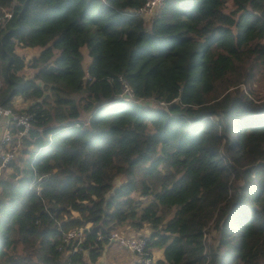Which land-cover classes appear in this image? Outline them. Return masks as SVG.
<instances>
[{
    "label": "trees",
    "instance_id": "16d2710c",
    "mask_svg": "<svg viewBox=\"0 0 264 264\" xmlns=\"http://www.w3.org/2000/svg\"><path fill=\"white\" fill-rule=\"evenodd\" d=\"M144 2L0 0V104L31 101L33 146L0 180V264L94 263L127 222L155 264H264V100L240 88L264 0H165L150 24Z\"/></svg>",
    "mask_w": 264,
    "mask_h": 264
},
{
    "label": "built area",
    "instance_id": "2783aa9c",
    "mask_svg": "<svg viewBox=\"0 0 264 264\" xmlns=\"http://www.w3.org/2000/svg\"><path fill=\"white\" fill-rule=\"evenodd\" d=\"M165 0H145L143 5L135 10L145 23L150 24L153 16L157 10L162 6ZM11 17V13L3 10L0 15V23L2 24ZM118 80L121 84V92L119 98L126 101L147 100L144 98H136L134 92L128 83L127 79L119 76ZM161 105H166L165 102L160 101ZM21 109L13 110L10 107H5L0 104V169L6 167L16 157V147L24 137H28L31 129V115L19 112ZM15 129V131H13ZM12 144H14L12 146ZM84 228H75L69 230L65 235V242H74L72 251H77L80 242L83 240ZM109 240L119 241L129 252L135 254L138 258L134 264H155L152 253L145 252L146 236L123 235L118 232H113ZM74 264H79L76 262Z\"/></svg>",
    "mask_w": 264,
    "mask_h": 264
},
{
    "label": "rangeland",
    "instance_id": "374dc122",
    "mask_svg": "<svg viewBox=\"0 0 264 264\" xmlns=\"http://www.w3.org/2000/svg\"><path fill=\"white\" fill-rule=\"evenodd\" d=\"M81 53L83 55V66L84 68L87 67L89 62L91 61V57L89 55L88 46L86 44L82 45L81 47ZM32 52H27V56H31ZM254 71V76H252L247 83H243L240 85V88L242 92L245 95L250 96L255 101L258 100H264V66L262 64H259ZM21 73L25 77H31L32 76V69L28 66H25V68L21 71ZM136 102V101H135ZM31 101L29 100H23L22 97L18 96L14 98L13 104H15L18 108L14 107L16 109H25L29 106ZM144 107L148 105H152L154 103V100L152 98H149L147 100H141L140 102H136ZM160 104V103H159ZM19 105V106H18ZM160 106H164L161 105ZM166 107V106H164ZM84 120V118H83ZM14 144H12L13 146ZM33 146L31 145H23L21 142L16 147V157L14 160H12L6 167L0 169V180H12V177L9 176L12 171L15 170V165L18 167L22 166V158H27L29 156L28 152H25L23 150H32ZM13 164L11 165V163ZM147 226V225H145ZM149 227V225L147 226ZM119 234L125 235V233L121 230H117ZM216 233L212 232L209 235L208 240L210 242H215ZM108 249L105 248V252H103V259L105 260V263L101 264H124L128 261H131V256L133 257L134 254L129 252L119 241L114 240L111 242Z\"/></svg>",
    "mask_w": 264,
    "mask_h": 264
},
{
    "label": "crops",
    "instance_id": "0c3cea01",
    "mask_svg": "<svg viewBox=\"0 0 264 264\" xmlns=\"http://www.w3.org/2000/svg\"><path fill=\"white\" fill-rule=\"evenodd\" d=\"M33 53V52H32ZM14 106L16 108H18L15 104ZM19 106V105H18ZM121 230L125 233V235H129V236H135V235H141V236H148L149 233H150V228L147 227V226H144L140 229H136V228H133L129 222L127 223H124L122 224V226H120L118 228V231ZM113 240H110L109 243L112 244ZM107 243L104 247V250L103 252H105V248L108 249V247L110 246V244ZM103 252L101 254V256L98 258V260L94 263H91L89 260L86 261V264H101V263H105V260L103 259ZM152 255H153V258H154V261L156 262L158 259H163V249H153L152 250ZM86 256V255H85ZM137 256L134 254V256L132 257L131 256V261H128L127 263H124V264H134L136 261H137Z\"/></svg>",
    "mask_w": 264,
    "mask_h": 264
}]
</instances>
